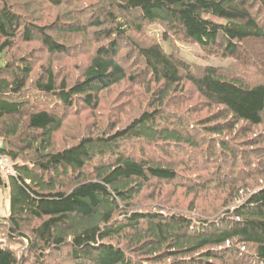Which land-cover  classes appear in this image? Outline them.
<instances>
[{"label": "trees", "instance_id": "1", "mask_svg": "<svg viewBox=\"0 0 264 264\" xmlns=\"http://www.w3.org/2000/svg\"><path fill=\"white\" fill-rule=\"evenodd\" d=\"M116 87L112 122L58 148L68 112ZM0 140V264H264V0H0Z\"/></svg>", "mask_w": 264, "mask_h": 264}, {"label": "rangeland", "instance_id": "2", "mask_svg": "<svg viewBox=\"0 0 264 264\" xmlns=\"http://www.w3.org/2000/svg\"><path fill=\"white\" fill-rule=\"evenodd\" d=\"M16 1L17 0H11V2H16ZM40 5L37 6L36 8V9L39 8L38 11L35 13L36 17L44 15L41 13L42 9H47V10L49 9L45 3H41ZM44 6L46 7L43 8ZM57 12L58 11H55L53 16H55ZM45 19H47V17H45ZM163 33H164V28L161 25L153 24L148 27V36L158 38L162 42L163 46L168 51H170L169 44L167 42H163L164 40H162ZM171 50L177 51L178 54L183 59L189 61L192 64H196L200 66H214L218 68L233 69L235 71L234 73H237V74L246 73L245 75L248 77L247 78L242 77V78L244 79L246 83L250 85L254 83L255 80L256 81L261 80L262 78L261 75H254L255 70H250V69L240 67L232 59H224L221 57L207 55L206 53L202 51V49L199 47L198 44L181 41V40L176 39V37L172 38ZM42 53L43 52L41 50L35 49L33 51V54H35L37 58H40L38 59L40 62L38 65L39 68L42 65L43 66L48 65L52 60H54V58H52L51 56L46 55L45 53L44 54ZM83 58H84L83 56H74L75 63H77L78 65L81 64L83 62ZM11 61L9 60V62ZM51 65H54L56 67L55 68L56 71L60 68L63 69V66L59 63L54 62ZM38 67H36V73H39L41 71V69H39ZM72 72L74 76L70 75L71 80L72 79L75 80L77 77L76 69L72 70ZM61 73H63V70H61ZM66 73L71 74V71L65 70V74ZM30 87L32 88L34 87V85L31 83ZM119 90H121V88L119 89L116 87L110 93L106 94L101 101L103 108L98 110L96 113H92L91 111L80 109V108H78L79 110H74L72 112L69 111L68 112L69 115L67 117V120L65 121L63 130L56 136L55 141H56L57 147L63 148L65 146L74 144L78 140V138H80L81 136L88 135V133H90L91 131L97 132L99 128L102 129L103 126L104 127L106 125L108 126V122H112L111 116H113L118 111L117 109L113 108L108 112V109L113 106L114 99L116 98L117 92ZM33 93H37V92L32 91V94ZM126 99L127 98H125V100ZM122 100L124 99L122 98ZM41 102L43 101L41 100L39 101L40 105H41ZM129 104H130L129 107L131 108V112L129 113L124 112L121 116H118L116 119V122L120 121L118 125H121L122 123H127V120L131 119L130 116L138 112L136 105H138L139 103L137 100L134 103L130 101ZM142 109H143V106H142ZM97 113H98V116H97ZM113 118L114 116L112 117V119ZM88 128L89 130L87 131ZM149 154L153 155V152L150 151ZM154 155L155 157H158V154L154 153ZM0 158H2L0 162V166L1 164L4 163L3 167H5V169H10L12 172L11 174L5 177L6 179H9V177L14 174L13 173L14 169L12 168L13 163L7 158H3V157H0ZM0 177L4 178L3 176H0ZM4 192L5 190H3L2 186H0V209L4 208L6 209L5 211L9 213V202H8V198L6 197V193ZM63 258L65 257L62 256V258H60V261H57V262H60V264L70 263L68 259L64 260Z\"/></svg>", "mask_w": 264, "mask_h": 264}, {"label": "crops", "instance_id": "3", "mask_svg": "<svg viewBox=\"0 0 264 264\" xmlns=\"http://www.w3.org/2000/svg\"><path fill=\"white\" fill-rule=\"evenodd\" d=\"M0 180L2 182V188L3 190H5L4 193H6V197L8 198V202H9V199H10V186H9V179H6L5 177L2 178L0 177ZM8 182V183H7ZM6 209H0V218H6L9 213H10V207H9V213H7V211H5Z\"/></svg>", "mask_w": 264, "mask_h": 264}, {"label": "built area", "instance_id": "4", "mask_svg": "<svg viewBox=\"0 0 264 264\" xmlns=\"http://www.w3.org/2000/svg\"><path fill=\"white\" fill-rule=\"evenodd\" d=\"M2 146V141L0 140V147ZM4 158V157H3ZM1 159L2 158H0V162H1ZM3 165H4V163L3 164H1V166H0V176H3V177H6L7 175H9V174H11L12 172H11V170L10 169H5V167H3ZM13 168V167H12ZM14 169V168H13ZM14 173V172H13Z\"/></svg>", "mask_w": 264, "mask_h": 264}, {"label": "bare ground", "instance_id": "5", "mask_svg": "<svg viewBox=\"0 0 264 264\" xmlns=\"http://www.w3.org/2000/svg\"><path fill=\"white\" fill-rule=\"evenodd\" d=\"M8 183V182H7Z\"/></svg>", "mask_w": 264, "mask_h": 264}]
</instances>
